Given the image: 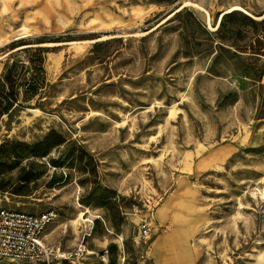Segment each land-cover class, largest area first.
Masks as SVG:
<instances>
[{
	"label": "rangeland",
	"instance_id": "obj_1",
	"mask_svg": "<svg viewBox=\"0 0 264 264\" xmlns=\"http://www.w3.org/2000/svg\"><path fill=\"white\" fill-rule=\"evenodd\" d=\"M263 13L0 0V207L93 251L55 264H264Z\"/></svg>",
	"mask_w": 264,
	"mask_h": 264
},
{
	"label": "built area",
	"instance_id": "obj_2",
	"mask_svg": "<svg viewBox=\"0 0 264 264\" xmlns=\"http://www.w3.org/2000/svg\"><path fill=\"white\" fill-rule=\"evenodd\" d=\"M55 217L52 210L31 214L0 207V264H55L61 260L82 259L93 252L82 240L66 252L47 245L43 240V231ZM138 232L142 238H149V221L142 219ZM104 255L105 252L100 254L101 257Z\"/></svg>",
	"mask_w": 264,
	"mask_h": 264
},
{
	"label": "bare ground",
	"instance_id": "obj_3",
	"mask_svg": "<svg viewBox=\"0 0 264 264\" xmlns=\"http://www.w3.org/2000/svg\"><path fill=\"white\" fill-rule=\"evenodd\" d=\"M188 3H189V2H188ZM194 5H195V4H194ZM233 10H239V11H242L243 13H245V14L251 16V17H255L253 14H251L249 11H247V10L244 9L243 7H241V6H239V5H232V6L226 8L225 10H223V11L221 12L217 24L220 23V20H221V18L223 17L224 14L229 13V12H231V11H233ZM263 16H264V13L260 15V18L263 17ZM207 17H208V16H207ZM208 23H209V17H208ZM217 26H218V25H217ZM217 26H215L214 29H215ZM85 213H90V211H89L88 209H86L85 211H83V212L80 213V215H81V220H82V221H87V220H89L88 218H83V216H84ZM76 221H77V220H75V221L73 222V223H74V226L76 225ZM174 232H175V231H174ZM179 238H180V237H179ZM178 240H180V239H178ZM178 243H179V242H178Z\"/></svg>",
	"mask_w": 264,
	"mask_h": 264
},
{
	"label": "trees",
	"instance_id": "obj_4",
	"mask_svg": "<svg viewBox=\"0 0 264 264\" xmlns=\"http://www.w3.org/2000/svg\"><path fill=\"white\" fill-rule=\"evenodd\" d=\"M5 96L8 97L7 93H5ZM10 98V97H9Z\"/></svg>",
	"mask_w": 264,
	"mask_h": 264
}]
</instances>
